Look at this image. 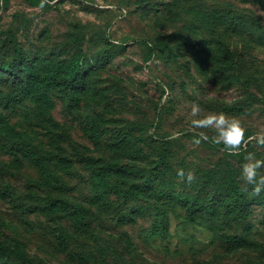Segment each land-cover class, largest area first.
I'll return each mask as SVG.
<instances>
[{
    "label": "rangeland",
    "instance_id": "obj_1",
    "mask_svg": "<svg viewBox=\"0 0 264 264\" xmlns=\"http://www.w3.org/2000/svg\"><path fill=\"white\" fill-rule=\"evenodd\" d=\"M38 5L0 0V243L26 258L0 264H264L247 153L195 146L188 117L195 102L264 130V0ZM79 49L77 84L51 86Z\"/></svg>",
    "mask_w": 264,
    "mask_h": 264
},
{
    "label": "clouds",
    "instance_id": "obj_2",
    "mask_svg": "<svg viewBox=\"0 0 264 264\" xmlns=\"http://www.w3.org/2000/svg\"><path fill=\"white\" fill-rule=\"evenodd\" d=\"M55 3L56 0H39L38 7L44 9L47 5ZM113 42L115 43L116 41ZM150 63L151 61H149ZM189 107V123L194 130L192 143L197 147L202 142H210L217 146L222 145L221 150L230 156H236L242 150L245 151L247 153L244 157L245 162L241 166V180L245 185L242 190L247 192L249 191L248 186H251V195L253 197L264 193V174L261 173V169H264V159H259L254 152L247 151L248 145L253 142L256 146L264 148V130L254 135H247V129L243 122L235 116H229L223 112L205 113L200 105L195 102H190ZM204 130L211 131L212 135L209 136ZM154 131L155 129H150L148 134L151 135ZM181 135L182 133L180 132H174L169 136V139L177 140ZM176 175L181 181L189 185L195 180L192 170L185 171V169L181 168L177 170Z\"/></svg>",
    "mask_w": 264,
    "mask_h": 264
},
{
    "label": "trees",
    "instance_id": "obj_3",
    "mask_svg": "<svg viewBox=\"0 0 264 264\" xmlns=\"http://www.w3.org/2000/svg\"><path fill=\"white\" fill-rule=\"evenodd\" d=\"M151 54H153V51L151 50ZM82 57L83 52L81 49L77 50L75 56L66 64H58L55 68L56 76H51L49 78V84L53 87H61L63 89H70L74 87L78 80L79 76L81 74V68H82ZM34 67V62H30L27 58L24 59V61L17 63L15 60L10 65H4L3 69L6 72H19V71H29ZM104 172H100V178H103ZM236 194L239 196L240 200L243 198L239 187L236 186ZM236 243L242 242V240L237 239L234 240ZM0 255L6 256V257H12L15 258L22 263L26 261L25 256H23L17 249L11 248L5 244L0 243Z\"/></svg>",
    "mask_w": 264,
    "mask_h": 264
}]
</instances>
